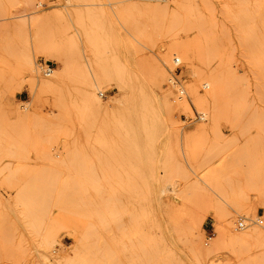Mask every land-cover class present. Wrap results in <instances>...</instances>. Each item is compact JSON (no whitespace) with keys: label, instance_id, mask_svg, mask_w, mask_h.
I'll list each match as a JSON object with an SVG mask.
<instances>
[{"label":"rangeland","instance_id":"rangeland-1","mask_svg":"<svg viewBox=\"0 0 264 264\" xmlns=\"http://www.w3.org/2000/svg\"><path fill=\"white\" fill-rule=\"evenodd\" d=\"M149 245L264 264V0H0V264Z\"/></svg>","mask_w":264,"mask_h":264},{"label":"bare ground","instance_id":"bare-ground-1","mask_svg":"<svg viewBox=\"0 0 264 264\" xmlns=\"http://www.w3.org/2000/svg\"><path fill=\"white\" fill-rule=\"evenodd\" d=\"M173 2V1H172ZM166 191L168 192V190L166 189ZM161 192H163V190L161 191ZM166 194V193H165ZM170 194V193H169ZM176 198L177 197H175L174 195L173 196H171V197H169L168 198V200H167V203H166V205L167 204H170V205H173V204H176V202H175V200H176ZM178 199V198H177ZM117 200H119V199H117ZM105 201V200H104ZM120 201V200H119ZM114 203V202H113ZM104 205H105V203H104ZM107 205V204H106ZM105 205V206H106ZM119 206V205H118ZM104 207V206H103ZM99 208V207H98ZM104 209V208H103ZM105 210V209H104ZM161 210V209H160ZM159 210V211H160ZM165 210H166V208H165ZM135 211V210H134ZM106 213V212H105ZM94 215V214H93ZM116 215V214H115ZM114 215V216H115ZM104 216V215H103ZM113 216V215H112ZM106 217V216H105ZM135 218V217H134ZM170 215H169V213H168V211L166 212V213H164L163 215H161V217H158L157 216V218L156 219H148L147 221H146V224H145V226H144V232H145V234H146V236H147V238H149V239H151V240H154V238H159V237H161L162 235H163V232H164V230L165 229H167L168 230V228H169V224H171V220H170ZM117 219V218H116ZM172 219V218H171ZM100 220H101V218H100ZM103 220H104V218H103ZM102 220V221H103ZM124 221V220H123ZM111 222V224H112V221H110ZM121 222V221H120ZM119 222V223H120ZM126 222H127V220H126ZM125 222V223H126ZM99 223V222H98ZM135 223V222H134ZM121 224H124L123 222L121 223ZM121 224H119V225H121ZM133 224V223H132ZM187 226H188V231H190V233L192 232V228H193V224L190 222V223H188L187 224ZM104 227H102V229H103ZM118 228V227H117ZM126 228V227H125ZM115 230V229H114ZM124 231H125V229H123ZM167 230H166V232H167ZM194 231V230H193ZM124 233V232H123ZM192 233H194V232H192ZM122 234V233H121ZM132 234H134V233H132ZM136 234H138V232L136 233ZM165 234V233H164ZM169 234H170V232H168V236H169ZM111 236V235H110ZM138 236V235H137ZM124 237H126V236H124ZM167 237V236H166ZM115 238V237H114ZM123 238V237H122ZM139 238H140V235H139ZM111 239V238H110ZM123 239H125V238H123ZM122 239V240H123ZM122 240H120L121 242H122ZM126 240H128V239H125V241ZM137 241H138V239H136ZM118 241V240H117ZM131 241V240H130ZM105 242V241H104ZM135 241H134V238H133V241H131V243H134ZM150 242V241H149ZM122 243H124V241L122 242ZM151 243V242H150ZM101 244V243H100ZM115 244V243H114ZM120 244V243H119ZM125 244H127L126 242H125ZM138 244H139V241H138ZM154 244V243H153ZM124 244H122L120 247H122ZM154 245H156V243L154 244ZM117 246V245H116ZM125 246V245H124ZM132 245H130V247H131ZM136 246H137V248H139V245H137L136 244ZM154 247V246H153ZM124 248H126V247H124ZM122 249V250H125V249ZM136 248V249H137ZM146 248V247H145ZM157 248V247H156ZM111 249V248H110ZM127 249V248H126ZM130 249H132V248H130ZM142 249H143V247H142ZM141 249V250H142ZM138 251H140V249L139 250H137V252ZM143 251V250H142ZM145 251V250H144ZM156 251V250H155ZM124 252V251H123ZM137 252H136V256L135 257H137ZM141 252V251H140ZM117 253V252H116ZM145 253H146V258L144 259L145 260V262L147 263V264H155V262H154V259H155V257H154V252H153V250H152V248H150V245L148 246V248H147V250L145 251ZM142 254V253H141ZM120 255V254H119ZM127 257V256H126ZM129 257H130V255H129ZM131 257H132V255H131ZM140 257V256H139ZM143 257V256H142ZM116 258V257H115ZM133 258V257H132ZM132 258H130V259H132ZM127 259V258H126ZM134 259V258H133ZM136 259V258H135ZM140 259H142V258H140ZM133 261V260H132ZM135 261H137V260H135ZM154 262V263H153ZM133 263V262H132ZM114 264V263H113ZM120 264H122V262H120ZM128 264H130V262L128 263Z\"/></svg>","mask_w":264,"mask_h":264},{"label":"built area","instance_id":"built-area-1","mask_svg":"<svg viewBox=\"0 0 264 264\" xmlns=\"http://www.w3.org/2000/svg\"><path fill=\"white\" fill-rule=\"evenodd\" d=\"M52 70H53V69H52L51 67H49V68L46 70V73H47V74H51V73H52Z\"/></svg>","mask_w":264,"mask_h":264}]
</instances>
